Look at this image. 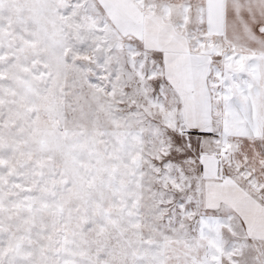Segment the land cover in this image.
<instances>
[{"label":"snow or ice","instance_id":"obj_1","mask_svg":"<svg viewBox=\"0 0 264 264\" xmlns=\"http://www.w3.org/2000/svg\"><path fill=\"white\" fill-rule=\"evenodd\" d=\"M0 264H264V0H0Z\"/></svg>","mask_w":264,"mask_h":264}]
</instances>
